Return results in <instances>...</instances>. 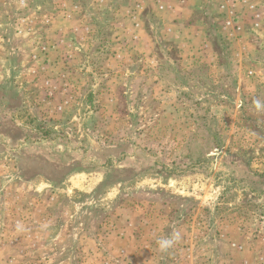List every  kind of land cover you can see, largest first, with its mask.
I'll use <instances>...</instances> for the list:
<instances>
[{
	"label": "rangeland",
	"instance_id": "374dc122",
	"mask_svg": "<svg viewBox=\"0 0 264 264\" xmlns=\"http://www.w3.org/2000/svg\"><path fill=\"white\" fill-rule=\"evenodd\" d=\"M255 100L264 0H0V264H264Z\"/></svg>",
	"mask_w": 264,
	"mask_h": 264
},
{
	"label": "clouds",
	"instance_id": "9594fccd",
	"mask_svg": "<svg viewBox=\"0 0 264 264\" xmlns=\"http://www.w3.org/2000/svg\"><path fill=\"white\" fill-rule=\"evenodd\" d=\"M254 105L257 111H264V103H262L260 100H255ZM182 239L181 232L180 231H173L171 235L161 237L157 240V244L159 247V250L161 252H166L169 249L173 248L176 244H178Z\"/></svg>",
	"mask_w": 264,
	"mask_h": 264
}]
</instances>
